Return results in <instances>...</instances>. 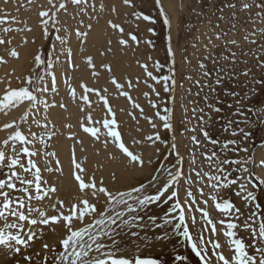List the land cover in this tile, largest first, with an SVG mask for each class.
<instances>
[{
	"label": "snow or ice",
	"instance_id": "obj_1",
	"mask_svg": "<svg viewBox=\"0 0 264 264\" xmlns=\"http://www.w3.org/2000/svg\"><path fill=\"white\" fill-rule=\"evenodd\" d=\"M5 2L7 3V0ZM28 3H32V0H28ZM154 3L159 10L158 15L163 18V23L169 29L166 51L174 65L172 21L162 0H154ZM47 4V8L38 12L42 37L48 40L51 30L54 29L59 49L56 43H53L46 53L37 49L32 54V67L23 77V86L12 88L11 79H8L0 97V113L5 115L8 114L6 110L10 111L25 103L28 105V110L20 117V121L12 120L0 128V131L12 129L7 139L0 142V264H162L160 259L151 255L142 256L141 253L157 244L163 246L173 237L184 238L186 245L198 258V264H264V202L262 196L258 195V191L264 194V175H257L252 167L255 165L264 169V158L257 162L254 153L244 146L254 135L252 129L264 125V106H256L258 103H264L259 100V97L264 95V59L261 58V54H264V43H259V52L252 54L255 63L250 65L247 60L242 61L241 56H249L251 50L244 51L239 41L229 39V33L221 30L215 37L217 40H223L228 54L222 53L211 70L205 63L200 62L203 79L193 80L191 76L186 77L198 89L194 94L191 87L186 90L188 95H194L197 99L189 100L183 106L186 123L190 124L192 119L196 120L195 125L185 128V132L193 133L189 137L193 147L188 150V172L184 170L185 159L180 153L179 141L175 135L174 109L165 107L163 115L156 111L155 116L161 121L163 129L173 133L170 145L166 146L169 155L175 158L174 163H161L147 183L139 182L138 185H130L125 191L113 192L105 184L103 177L97 181L95 174H87L82 163L78 162L73 148L70 175L75 182L77 195L71 197L66 204L65 200L57 195L58 186L44 176L45 172H60L61 176L63 175L59 159H55V167L49 166L50 161L46 159L57 156L56 152L47 151L49 141L56 135L55 131L48 130V124L51 123L50 110L59 107L66 111V105L55 98L59 94L57 69L61 55L65 57L70 68H79L75 63V54L69 47L73 32L61 23L59 14L63 11L66 15H71L72 19L81 17L77 24L86 30L82 31L81 27H77L74 35L83 45L93 29L92 23L84 24L83 16L98 20L99 14L106 10L113 15L119 13L115 3L106 5L104 0H100L98 7L96 0H47ZM121 4L133 9L131 15L135 17L137 28L140 21L155 23L151 15L136 11V0H121ZM69 6L76 7L74 15L69 13ZM183 6L181 3L180 7ZM89 9L96 15H89ZM225 9L228 10L227 14H223ZM219 11L222 14L217 19L228 22L230 30L236 31L237 26L241 25V30L245 31L244 42L257 45L258 38L264 39V0H222ZM9 19L15 21L10 14L0 15V25L6 24ZM106 23L111 30L119 33L117 44L120 47H130V41L131 44L139 45L140 39L137 35L129 32V38H125V28L120 23L112 19H108ZM244 24L252 25V30L249 32L243 27ZM25 30L32 31L31 28L0 27V46L12 45L14 37L9 38V33ZM147 31L153 32V29L149 27ZM31 42L35 43V39ZM28 43L29 40L25 37L23 45ZM112 44L111 39L106 40L99 55L103 57L112 53ZM233 48L239 49V54L232 50ZM6 52L16 61L21 59L22 54L17 47H8ZM7 63L5 56L0 55V65ZM84 63L93 78L99 77L100 72L93 56H86ZM137 63L144 69L148 78L159 83L157 77L148 70L146 63ZM239 63L245 66L238 68ZM154 66L160 67L158 62ZM99 67L110 74L109 82L119 96L126 97L132 108L138 109L141 116H144V109L133 100L129 91L141 82L139 77L135 83L128 77L121 82L111 63L102 62ZM170 71L175 73L174 68ZM14 74L15 70L8 73V76ZM64 74L67 78L63 83L68 86L69 96L73 101H84V104L79 106L80 111L85 114L79 124L83 132L90 134L104 149H107L110 143L114 145L129 170L143 171L152 166V157L145 158L143 152L130 150V147L126 146L123 134L117 130L119 125L116 113L109 104L108 88L90 87L81 81V91L78 94L76 87L72 85V77L68 76L66 70ZM241 77L244 78L243 81ZM16 78L21 79L19 76ZM163 81L165 92L171 93L175 90L174 74L163 77ZM0 83H4L3 78H0ZM149 87L156 96L160 95L154 85ZM205 88L208 92L201 97ZM237 88L240 91L235 90ZM90 94H95L103 101L107 109L109 118L103 119L102 123L94 121L92 113L86 112V107H91ZM144 95L147 97L149 94ZM222 97L230 98L232 103H226ZM170 99L174 103L176 97L170 96ZM149 103L153 109H157L156 103L151 100ZM225 105L230 113L227 117L222 115ZM33 110L36 113L43 110L44 124L35 117L31 120L32 124L46 130L42 135L33 132L30 125L27 134L22 131L21 122L28 123ZM189 112L191 117L187 116ZM128 115L132 120H137L134 111ZM249 116L253 119L249 120ZM144 118L152 129L158 128L151 117ZM218 123L220 134L224 136L223 140L219 136L214 137L211 132ZM65 127L70 129L73 126L66 124ZM136 131L142 130L137 127ZM68 138L73 139L76 144L83 143L71 132ZM158 141L165 143L161 140L160 132L155 131L143 139L132 137L131 143L140 145L147 142L155 147ZM37 143L41 147H36ZM261 148H264V144H261ZM81 151L84 149L81 148ZM156 152L159 153L160 149L156 148ZM169 155L164 156V161H168ZM37 157L45 158L42 167L38 164ZM201 158L203 164L198 163ZM109 159L116 160L117 156L109 154ZM118 179L116 172H112L111 180L117 182ZM182 181L183 199L180 196ZM193 187H196V192L192 190ZM205 188L211 189L207 199L204 198ZM231 195L241 201L242 207L236 205ZM101 197L104 198L103 208L98 207ZM210 200L212 207L219 213V219L213 218L207 207H199L200 203L208 205ZM46 201L50 203L45 207ZM152 205L168 207L160 216L152 212ZM48 209L54 214L49 215ZM194 212L200 214L199 219ZM58 229H62L58 241L59 249L55 243L50 244L45 239L47 233L56 234ZM241 232L247 233V236H241ZM221 236L229 249L227 254L225 244L220 241ZM175 259L183 262L186 257L178 255Z\"/></svg>",
	"mask_w": 264,
	"mask_h": 264
},
{
	"label": "rangeland",
	"instance_id": "obj_2",
	"mask_svg": "<svg viewBox=\"0 0 264 264\" xmlns=\"http://www.w3.org/2000/svg\"><path fill=\"white\" fill-rule=\"evenodd\" d=\"M97 7L100 3V0H96ZM106 5H111L115 3L118 9V15H113L110 11H105L104 13L99 14V19H89L88 16H83L84 24L92 23L93 29L89 32L87 37V42L83 45L80 44L79 39L74 35V30L77 27H81L77 24V20L80 19V16H77L76 19H72L71 15H66L63 11L59 14V19L61 23L65 24L69 27L70 31L73 32L71 37L69 47L72 48L75 59V63L79 65V68L73 70L66 63L65 57L61 55L59 61V67L57 69L58 72V89L59 94L55 97L57 101L63 103V101H67L70 98L68 94V86L63 83L64 79L67 78L65 76V70L68 73V76L72 77V85L76 87L78 94L80 93V74L83 69L86 70V65L84 63V58L88 55L94 57L95 63L97 64V70L100 72L99 76H103L104 85L97 84L94 86V81L97 78H93L91 74H89V78L86 81L89 85V81L91 86L95 88H108V98L109 104L113 108L116 113V120L118 122V131L123 134V139L126 142V146L130 147V150L133 151H141L145 155V158L152 157L153 165L145 168L143 171L138 170H129L124 165V159L120 155L118 149L114 147L111 143L108 148H112V150L104 149L99 143H97L94 138H91L93 144H98L101 152L108 154H115L117 156L116 160H109V162H118L115 167L103 168V166H95V171L92 173L95 174L96 180L99 181L101 177H103L105 184L108 188L115 191H125L129 188L130 185H138L139 182L147 183L151 178V175L155 172V169L160 166L161 163H174V156L169 155L168 148L166 145H170L171 136L173 133L165 130L161 126V121L155 116L156 111H160L161 115L164 114V108L169 107L174 109L173 113V124L176 129L175 135L177 140L179 141V148L181 155L184 156L185 165L184 170L186 172L189 171L187 161L190 159L188 150L193 147L189 137L193 135L192 132H185L186 127H192L196 124V120L192 119L191 123H186V117L183 111V106L187 104L189 100L197 99L194 95H188L186 90L191 87L193 94L198 90L186 77L191 76L193 80L195 79H203L201 76V70L199 68V63L203 62L207 66L209 70L214 68L215 61L219 60L220 55L228 54L227 49L224 47L223 40H217L215 34L221 30L227 31L229 33V39H236L240 42L244 51L251 50V54L247 57L241 56V60H247L248 63L254 64L255 61L253 59L252 54H256L259 52V43H264V39L258 38L257 45H251L247 42L243 41V36L245 35V31L241 30V25L237 26L236 31L230 30V25L226 21L218 20L217 17L222 13L219 9L222 7V0H162V3L165 7V10L169 14L172 21V35H173V47L175 49V64L173 65L172 60L167 55L166 46H167V36L169 29L163 23V18L158 15V8L155 6L154 0H136L137 8L136 11L143 12L144 14L151 15L155 23L140 21L139 28H137V22L135 17L131 15L133 9L123 6L121 4V0H104ZM181 3H183V8L180 7ZM58 6V5H57ZM47 0H32V3H28V0H0V15L10 14L11 17L15 18V21L9 19V21L0 25V27L11 26L14 29H26L31 28V32L19 31L12 32L8 34L9 38H13V43L11 46H0V55H4L5 59L8 60L6 65H0V78L4 79V83H0V97H2L4 90L7 86L8 79H11V87L19 88L23 86L22 80L23 77L26 76L29 72V69L32 67L31 58L32 54L36 52L37 49H40L42 52H48L51 49L53 43L57 44V49H59L60 45L55 41V30H51V34L48 40H45L42 37L41 33V24L40 17L38 12L42 10V8H47ZM77 11L75 6H69V13L75 14ZM227 9H225L223 14H227ZM89 15H96L91 12L89 9ZM108 19H112L116 23H120L125 28V38L128 39L127 33L131 32L137 35L138 39H140L139 45L131 44L130 47L122 48L117 44V39L119 37V33L114 32L108 26L106 21ZM243 20V17H241ZM51 23V22H50ZM219 25V27H217ZM152 28L153 32H148V28ZM244 28H246L249 32L252 30V25L244 24ZM81 30H86L81 27ZM100 33L102 38H100ZM63 34V33H61ZM27 37L29 43L27 45H23V39ZM98 40L96 41L95 39ZM35 39V43L31 41ZM111 39L113 41L112 47L113 52L106 55L100 56L99 52L103 50L106 40ZM93 40L95 42L93 43ZM145 41H150V43H146ZM93 43V44H92ZM8 47H17L19 51H21V59L16 61L7 55L6 49ZM231 48V46H229ZM81 48L83 51H81ZM237 51L239 54V49H232ZM151 57L149 60L148 58ZM261 58L264 59V54H261ZM137 61L141 63H146L148 65V70L153 73L154 76L157 77V81H153L151 78L146 76L144 69L139 66ZM111 63L115 72V75L120 79L121 82H124L126 77L131 78L135 83L136 78L139 77L140 83L137 87L133 89H129L130 95L136 103H139L141 107L144 109V116L151 117L158 125L157 129H152L151 125L148 121L141 116L139 110H134L132 108L131 102L123 96H119L117 90L110 84L109 82V73H107L103 68H100L99 65L102 63ZM156 62L159 63L160 67L157 68L154 65ZM222 62V61H221ZM245 65L243 63L238 64V68H243ZM175 69V73L170 71L171 69ZM15 70V74L11 77L8 76V73H12ZM90 72V70H89ZM175 75L176 79V87L175 90L171 93L164 91V81L163 77ZM214 76L215 73L213 72ZM19 76L21 79L18 80L16 77ZM244 78L241 77V81ZM147 81L146 83L144 81ZM170 83V81H169ZM149 85H154L156 91L160 93L159 96H156L155 93L151 91ZM240 91L239 88L235 89ZM208 92V89H204L201 92V97ZM144 93H148L149 95L146 97ZM170 96H175V102L173 103L170 99ZM120 98V100H118ZM226 103H232V100L227 97H222ZM89 100L91 101V107H86V112H91L94 121H100L102 123L103 119L109 118L107 114V109L104 107L103 101H100L95 94H90ZM149 100L157 104V109H153ZM261 102H264V95L259 97ZM201 103L202 100H201ZM255 103V99L253 101ZM65 104V103H64ZM81 104H84V101L81 100ZM257 107L264 106V103L256 104ZM191 107V105H189ZM59 107L53 108L50 110V121L48 124V130L55 131L56 135L49 141L50 146L47 148V151H54L57 153L56 158H46L50 161L49 166L55 167V159H59L60 165L63 169L62 161L60 160V151L59 141L64 136V130L67 128L65 125V114L67 113L64 109V114L62 111L59 112ZM121 109L123 111H121ZM28 110V105L25 103L24 105L14 108L8 112L7 115L4 113H0V128L3 127L5 123H8L12 120L20 121V117L24 114V112ZM135 112L137 120L134 121L128 115L129 112ZM16 114V117H12L11 115ZM224 117L230 115V113L226 109L222 114ZM188 117H191V112L187 114ZM32 117L41 120V124H44L43 121V110L39 113H36L34 110L30 113L28 123L21 122L22 131L25 134L28 133L29 125L31 126V130L36 132L38 135H42L45 133V129L42 127H37L35 124L31 123ZM7 118L9 121H7ZM235 118V117H233ZM215 119H220V117H215ZM253 119V117L249 116V120ZM222 122V121H221ZM99 126V125H97ZM243 126V125H241ZM139 127L142 131L137 132L136 128ZM8 129L0 131V134L6 132ZM83 132V130L80 128ZM12 131V129H11ZM10 131V132H11ZM103 131V130H102ZM155 131H159L161 135V140L165 143L157 142L155 147L150 146L147 142L142 143L140 145H132L131 140L132 137H136L137 139H143L147 135L152 134ZM254 135L251 140L246 142L244 146L249 147L250 151L254 153L255 159L258 162L261 158H264V148H261V144H264V125H258L252 129ZM9 132V133H10ZM211 132L214 137L219 136L221 140H223L224 136L220 134V124H216ZM9 133L6 135L5 139H7ZM69 133H67L68 136ZM90 135V134H89ZM197 135L201 140L203 137ZM226 135V134H225ZM95 146V145H94ZM36 147H41L37 143ZM156 148L160 149V152H156ZM104 150V151H103ZM169 155L168 161H164V156ZM198 155V153H197ZM243 155V153H241ZM109 158V155H107ZM260 158V159H259ZM42 157H37L38 164L43 166ZM198 163L203 164V159L201 158ZM85 168V166H83ZM257 175H264V169L257 168L255 165H252ZM86 169V168H85ZM64 170V169H63ZM205 170L207 171V167L205 166ZM97 171V172H96ZM116 172L119 177L117 182H113L111 180V173ZM91 174H89L90 176ZM45 178L49 179L51 182L55 183L57 186L60 185V179L62 176L60 172L53 173H44ZM193 180L196 179L195 174H192ZM61 177V178H60ZM73 180V178H71ZM75 185V182L73 180ZM76 190V186H74ZM59 188V186H58ZM196 192V187L192 189ZM211 192V189L205 188V199L208 198V194ZM61 195V193H57V195ZM58 195V196H59ZM258 195L262 196V202H264V194H261L258 191ZM75 196V195H74ZM181 199L184 197V186L183 181L181 182L180 189ZM73 197V196H72ZM66 204L71 199L69 195L64 196L63 198ZM231 199L236 203L238 207H242L241 201L237 199L234 195H231ZM55 197H53V201ZM103 200L101 197V203L98 207L103 208ZM95 202V201H93ZM50 203L48 201L45 202V207ZM168 205H163L161 207H157L155 205L150 206L152 212L159 214L162 216L164 211H166ZM199 207L205 208L207 207L213 215V218L219 219V213L212 207V201H209L208 205H204L200 203ZM49 215L54 214L50 209H48ZM199 219V213H193ZM175 215V214H174ZM90 222V221H86ZM207 228L208 226L205 225ZM59 231V230H58ZM57 231L56 234L47 233L45 239L47 242L55 243L57 245V249H59L58 241L61 238V234ZM207 234V233H205ZM53 235V236H52ZM241 236H247V233L241 232ZM221 243L225 244V252L229 251L227 248L226 242L223 236L220 237ZM39 243L37 244V247ZM142 256H153L162 261V264H198V258L194 253L191 252L190 248L184 242L183 237H173L170 241L165 242L163 246L157 244L155 247L151 249H146L141 253ZM183 255L186 259L181 262L176 260V256Z\"/></svg>",
	"mask_w": 264,
	"mask_h": 264
},
{
	"label": "bare ground",
	"instance_id": "obj_3",
	"mask_svg": "<svg viewBox=\"0 0 264 264\" xmlns=\"http://www.w3.org/2000/svg\"><path fill=\"white\" fill-rule=\"evenodd\" d=\"M102 33H100V38H102L101 36ZM96 41L98 40L95 39ZM95 40H93V43L95 42ZM92 43V44H93ZM89 69L86 67V70L83 69L81 71L80 74V81H86L89 78ZM103 76H99L97 78L96 81H89V86H91L90 82L95 83L94 86L97 84L99 85H104L103 81L104 79H102ZM88 82V81H87ZM86 82V83H87ZM120 100V98L118 99ZM63 103H65L67 110V113L65 114V122L67 124H71L73 127L72 128H66L64 130V136L60 139L59 143V147L61 148V151L59 153L60 155V160L62 161V165H63V175H62V179H60V185L59 186V193H61V195H59V197H64L66 195H69L70 197L77 195V190H75L74 188V183L73 180L71 179V175L70 172L72 171L71 169V153L73 148H75V152H76V158L78 160V162H81L83 166H85L86 168V172L87 174H91L95 171V166H103V168H111L112 166L115 167L117 165V161L116 162H109V158L107 155H109L108 153H104L101 152V150L98 148L99 145L98 144H93L92 143V137L89 134H86L84 132H82L80 130V121L82 119V117L85 115L84 113H82L80 111V105L81 104V100L77 99L76 101H73L72 98H68L67 101H63ZM62 111L61 109H59V112ZM62 113L64 114V111H62ZM12 117H16V114L11 115V119ZM10 119V118H9ZM9 119L7 118V121H9ZM1 124V123H0ZM11 131V129H8L6 132H3L2 134H0V142H2L6 135ZM73 133L75 134V137L79 140H82L83 143L82 144H76L75 141L73 139H69L67 136V133ZM95 145V146H94ZM81 148L84 149V151H81ZM107 150H112V148H107ZM109 159V160H108ZM260 159V158H259ZM97 172V171H96ZM61 178V177H60ZM79 226V225H77ZM59 233L62 235V229H58ZM53 236V235H52ZM52 244V243H51Z\"/></svg>",
	"mask_w": 264,
	"mask_h": 264
}]
</instances>
